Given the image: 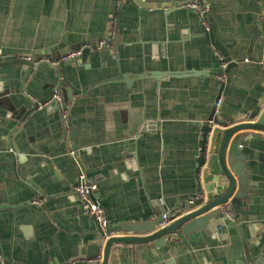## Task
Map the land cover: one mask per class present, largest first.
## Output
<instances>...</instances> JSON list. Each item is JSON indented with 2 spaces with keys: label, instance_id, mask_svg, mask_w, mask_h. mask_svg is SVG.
Wrapping results in <instances>:
<instances>
[{
  "label": "crops",
  "instance_id": "0c3cea01",
  "mask_svg": "<svg viewBox=\"0 0 264 264\" xmlns=\"http://www.w3.org/2000/svg\"><path fill=\"white\" fill-rule=\"evenodd\" d=\"M196 1L208 5L216 48L188 4L152 14L141 10L143 0H0V244L9 264H63L85 252L93 239L94 221L72 192L78 174L69 159L71 144L58 105L40 104L22 120L36 100L53 96L62 63L71 87H61V108L66 107L76 128L84 175L97 185L94 198L109 226L152 221L161 209L160 215L170 214L196 193L201 122L215 107L217 76L98 84L119 72L217 74L216 53L233 59L250 55L249 63L230 69L219 115L224 123L253 109L264 94V0ZM115 40L117 55L103 48L113 47ZM83 47L91 49L84 62L64 60ZM23 56L32 58L29 75L26 64L10 62ZM240 151L252 184L247 206L264 210V142L243 141ZM17 169L37 188L22 181ZM188 241L185 251L170 242L156 255L120 245L125 251L121 264H191L190 252L195 264H241L234 238L223 244L198 231ZM250 251L264 257V230Z\"/></svg>",
  "mask_w": 264,
  "mask_h": 264
},
{
  "label": "water",
  "instance_id": "95a60500",
  "mask_svg": "<svg viewBox=\"0 0 264 264\" xmlns=\"http://www.w3.org/2000/svg\"><path fill=\"white\" fill-rule=\"evenodd\" d=\"M133 1L134 0H130ZM146 7L141 9L149 13L168 14L181 6L194 0H143ZM161 4V5H157ZM203 5L205 3H202ZM120 16V12L118 13ZM211 14L207 12L206 18L210 20ZM204 36L209 40L213 48H216L212 29L204 31ZM106 40V39H104ZM118 41L115 40L113 47H103L110 49L117 55ZM102 48V49H103ZM78 49V48H77ZM91 53L90 47H83L80 55L74 61L86 60ZM226 67L219 70L217 74L204 70L187 71H150L139 74L121 73L117 77L99 81L104 82L124 81L129 86L135 80H143L147 77L160 79L167 76H217L224 73L225 81L220 83V89L215 105L209 115L201 122V148L196 159L195 176L198 180L196 193L185 200L179 207L172 211L162 225L163 219L160 212L152 221L124 222L115 226H109L108 223L104 229L98 227L94 222V229L91 231L93 239L87 245L85 252L79 254L63 264H121V258L125 251L120 245L136 246V251H150L156 255L155 250L161 247L169 246L170 242L175 243L183 251L190 246L188 236L198 231H204L209 236H214L225 244L231 238H234L233 244L239 249V261L241 264H264L262 254L251 255L250 244L256 245V239L264 230V210L248 208L247 203L250 200L251 183L247 178V172L244 168V158L242 157L240 146L243 141H250L254 138L264 142V94L258 99L255 107L249 111L238 113L226 119L228 126L222 122L219 111L230 85V69L236 65H244L251 61L249 55L245 59H233L232 56L223 57ZM10 62H19L27 65L26 75L33 72L32 62L21 59ZM67 62V61H66ZM9 63V62H5ZM71 63V62H70ZM3 64V63H2ZM64 64L62 63V78L59 87L54 94H62L61 87L66 83L69 85L67 77L64 76ZM73 92L78 93L73 87ZM47 101H35L34 105L26 111L22 120L37 110L39 105L55 103L60 110V117L63 125V134L69 140V159L76 168L78 176L84 175V168L79 158V147L74 142L76 138V128L72 126L71 117L65 114L66 107L61 108V99L55 95ZM66 96L71 99L72 93L66 88ZM70 127V131L68 128ZM239 130H244L231 141V137ZM17 153L15 149L11 155ZM15 167V164H13ZM18 170V176L28 186L37 188L35 183L25 177ZM87 180V179H86ZM91 182V181H87ZM73 186L72 192L75 193ZM37 192L38 189H37ZM40 193V192H39ZM41 199V198H39ZM248 233L249 238H246ZM123 250V251H122ZM171 256L175 258L177 252L175 248L170 251ZM192 258L191 264H195V253L190 252ZM173 263L175 261H172ZM6 260L3 249L0 244V264H9Z\"/></svg>",
  "mask_w": 264,
  "mask_h": 264
},
{
  "label": "built area",
  "instance_id": "2783aa9c",
  "mask_svg": "<svg viewBox=\"0 0 264 264\" xmlns=\"http://www.w3.org/2000/svg\"><path fill=\"white\" fill-rule=\"evenodd\" d=\"M117 1H121V0H117ZM188 5L197 10L203 30L207 31L210 26L206 18V14L208 12V5L207 4L200 5L196 0L189 2ZM102 44H104L103 41L97 46V48H99ZM81 49L82 48L71 51L65 56L64 60L67 62L74 61V59L80 55ZM216 54L220 62V69L223 70L226 67V63L222 61L223 57L220 54L218 53ZM23 59L32 61V58L30 56H23ZM51 64H56V61L55 60L51 61ZM217 81L219 83L225 81L224 73H220L217 75ZM54 95L56 98L60 97V95L57 93H55ZM215 105H218V101L215 103ZM74 190L77 197L79 198V203L82 212L88 215L89 217H91L98 227L104 229L105 226L107 225V218L103 207L94 198V193L97 190L96 183L87 182L86 178H84V176L80 174L78 176V184L74 187ZM168 215H169L168 213H163L161 215L163 219L162 225L166 224Z\"/></svg>",
  "mask_w": 264,
  "mask_h": 264
}]
</instances>
